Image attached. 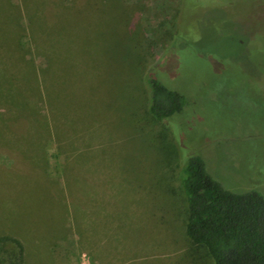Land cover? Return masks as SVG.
Wrapping results in <instances>:
<instances>
[{"label":"rangeland","instance_id":"1","mask_svg":"<svg viewBox=\"0 0 264 264\" xmlns=\"http://www.w3.org/2000/svg\"><path fill=\"white\" fill-rule=\"evenodd\" d=\"M25 1L0 0V65L24 70L23 59H12L16 25L27 46L33 33L54 23L37 59L46 68L40 118L49 126H0V238L25 237L29 264L141 261L94 257L65 226L42 229L22 219L51 210L57 193L63 201L71 188L35 179L27 144L44 136L53 141L47 148L54 174L65 163L56 156L59 143L75 151L76 161L96 163L82 172L108 183L115 221L139 222L148 206L163 212L168 222L158 234L151 229L153 253L144 250L150 264H212L185 235L181 164L201 156L226 189L264 195V0H27V11ZM148 75L187 98L169 124L148 114ZM137 189L145 194L140 203L133 202ZM97 248L110 254V243Z\"/></svg>","mask_w":264,"mask_h":264},{"label":"trees","instance_id":"2","mask_svg":"<svg viewBox=\"0 0 264 264\" xmlns=\"http://www.w3.org/2000/svg\"><path fill=\"white\" fill-rule=\"evenodd\" d=\"M81 3L82 1L77 2L74 6L77 7ZM29 5L30 2L26 0L25 11ZM62 6L65 4L60 3V7ZM10 7L17 8L20 22L22 14L18 7L11 5V2ZM15 27V32L12 31L11 34L12 45L16 50L12 59H20L21 62L24 60L23 65H20L24 70L17 66L14 69L0 65L4 70L0 77V80H3L0 82V126H30L44 129L42 126H49V123H43L40 118L41 108L43 109L41 105L45 106L46 100L41 73L46 68L43 67V62L38 63L37 59L38 57L43 59L39 47L47 37L53 36L54 23L50 22L46 28L33 33L31 45L27 46L21 24ZM33 80L36 84H33ZM147 84L148 114L153 120L169 124L174 117L184 112L187 98L181 92L171 89L154 75H148ZM2 120L9 124L6 122L3 124ZM18 130L19 128H15L11 134L17 133ZM51 142L53 141L46 143L44 136L42 139L36 138L28 142V149L33 150V157H30L33 169L31 171L36 180L41 175L42 178L55 180V184L52 182L54 187H64L67 181L71 188L63 193V201H59L62 193L56 195L54 191L57 201L51 210L47 209L35 216L31 214L29 218L24 216L22 219L38 223L42 229L48 225L65 226L69 233L79 238L80 243H86L91 247L90 252L94 257L100 256L111 261L116 256L123 255L124 259L141 260H138V264H150L144 250L150 248L148 254L153 253L151 252L153 243L149 240L151 229L158 234L159 228H163L168 222L163 212L156 208L157 206H148L147 215L145 214L144 219L142 217L139 222L135 220L134 223L127 224L126 221H115L109 216L111 211L108 204L113 201V195L105 186L108 183L104 185L98 181L100 176L92 177L82 172L83 170L85 172L86 168H97L96 163L76 161L73 157V154L76 157L75 151L59 143L56 156L63 154L65 163L59 174H54L50 169L47 148ZM14 157H18V153H15ZM102 170L94 173L104 174L105 171ZM180 176L186 205L183 227L187 239L203 248L212 264H264V195L256 190L237 193L226 189L209 173L206 161L197 155L183 159ZM133 193L134 203H140L143 196L145 198V194L139 193L138 189ZM60 205H67L68 210H64ZM68 223L71 224L69 227L64 225ZM134 224L137 228L133 226ZM143 226L145 227L138 228ZM133 228L137 230L136 233ZM23 238V240L12 236L0 238V264H29L28 248L31 243ZM97 243L106 245L110 243V254L106 257L97 254L99 251Z\"/></svg>","mask_w":264,"mask_h":264}]
</instances>
